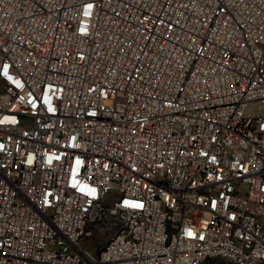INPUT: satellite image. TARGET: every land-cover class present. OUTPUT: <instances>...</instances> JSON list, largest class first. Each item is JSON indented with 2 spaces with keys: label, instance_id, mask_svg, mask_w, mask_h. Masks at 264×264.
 <instances>
[{
  "label": "built area",
  "instance_id": "2783aa9c",
  "mask_svg": "<svg viewBox=\"0 0 264 264\" xmlns=\"http://www.w3.org/2000/svg\"><path fill=\"white\" fill-rule=\"evenodd\" d=\"M264 264V0H0V264Z\"/></svg>",
  "mask_w": 264,
  "mask_h": 264
},
{
  "label": "rangeland",
  "instance_id": "374dc122",
  "mask_svg": "<svg viewBox=\"0 0 264 264\" xmlns=\"http://www.w3.org/2000/svg\"><path fill=\"white\" fill-rule=\"evenodd\" d=\"M203 264H234L225 259H209L206 260Z\"/></svg>",
  "mask_w": 264,
  "mask_h": 264
}]
</instances>
